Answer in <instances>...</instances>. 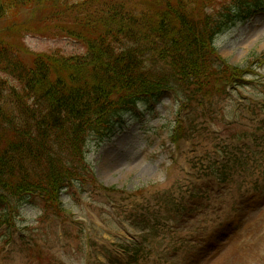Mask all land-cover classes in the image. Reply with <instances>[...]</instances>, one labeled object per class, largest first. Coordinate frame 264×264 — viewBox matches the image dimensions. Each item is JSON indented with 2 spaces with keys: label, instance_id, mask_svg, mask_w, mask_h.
<instances>
[{
  "label": "rangeland",
  "instance_id": "rangeland-1",
  "mask_svg": "<svg viewBox=\"0 0 264 264\" xmlns=\"http://www.w3.org/2000/svg\"><path fill=\"white\" fill-rule=\"evenodd\" d=\"M130 1L136 9L155 2ZM99 8L102 4L93 2L87 10ZM15 21L23 27L1 34L0 41L21 49L17 56L28 64L37 54L85 52L74 40L54 38L53 28L29 10H21ZM2 26L14 23L6 17ZM214 44L229 65L252 62L250 82L229 100L216 97L215 107H201L206 116L188 125L193 140L179 141L176 148L168 136L185 115L179 101L164 94L126 114L111 138L90 144L87 154L91 181L113 191L62 195L65 222L51 211L44 213L37 199L27 201L12 230H0V264H264V133L256 132L264 116V62H257L264 57V13L235 23ZM246 136L253 144L237 151L235 143ZM222 147L240 157L241 166L230 171L234 181L195 180L204 171L198 157H219ZM7 232L11 239L6 242ZM133 238L143 242L137 259L121 252Z\"/></svg>",
  "mask_w": 264,
  "mask_h": 264
},
{
  "label": "trees",
  "instance_id": "trees-1",
  "mask_svg": "<svg viewBox=\"0 0 264 264\" xmlns=\"http://www.w3.org/2000/svg\"><path fill=\"white\" fill-rule=\"evenodd\" d=\"M154 1L136 9L130 0H0V21L10 17L14 23L0 27V35L23 27L15 19L29 10L55 35L86 47L73 56L33 55L28 64L17 56L21 49L0 41V226L29 197L62 216L61 193L91 174L89 140L100 143L139 102L166 91L182 104L201 97V112L190 114L193 125L197 113L206 116L201 107L213 108L212 100L226 95L225 86L239 87L252 75V62L229 65L214 40L264 11V0ZM93 2L102 8L89 12ZM210 162L207 168L220 182L229 180L227 169L242 164L236 153L221 167Z\"/></svg>",
  "mask_w": 264,
  "mask_h": 264
}]
</instances>
